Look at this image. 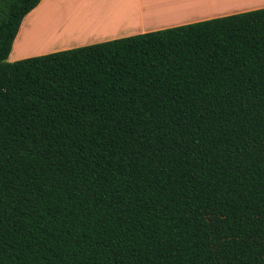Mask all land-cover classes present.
<instances>
[{"label": "trees", "instance_id": "obj_1", "mask_svg": "<svg viewBox=\"0 0 264 264\" xmlns=\"http://www.w3.org/2000/svg\"><path fill=\"white\" fill-rule=\"evenodd\" d=\"M0 264H264V8L10 62Z\"/></svg>", "mask_w": 264, "mask_h": 264}, {"label": "crops", "instance_id": "obj_2", "mask_svg": "<svg viewBox=\"0 0 264 264\" xmlns=\"http://www.w3.org/2000/svg\"><path fill=\"white\" fill-rule=\"evenodd\" d=\"M263 8L264 0H42L25 17L9 61Z\"/></svg>", "mask_w": 264, "mask_h": 264}, {"label": "bare ground", "instance_id": "obj_3", "mask_svg": "<svg viewBox=\"0 0 264 264\" xmlns=\"http://www.w3.org/2000/svg\"><path fill=\"white\" fill-rule=\"evenodd\" d=\"M71 3H73V2H71ZM69 27V26H68Z\"/></svg>", "mask_w": 264, "mask_h": 264}]
</instances>
